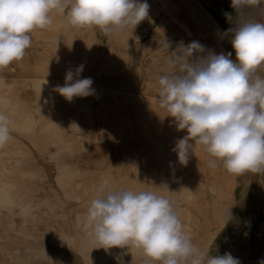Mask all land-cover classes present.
<instances>
[{
  "label": "bare ground",
  "instance_id": "obj_1",
  "mask_svg": "<svg viewBox=\"0 0 264 264\" xmlns=\"http://www.w3.org/2000/svg\"><path fill=\"white\" fill-rule=\"evenodd\" d=\"M225 1L232 3V0ZM139 2L144 3L145 0ZM146 2L149 5L148 15L139 23V28L133 29L129 26L118 33L113 31L104 34L112 44L111 50L114 56L109 58L110 63H115V66L121 69L127 62H131V65L127 66L134 69L130 75H141L143 82L149 85L155 84L154 89L158 92L159 78L174 71L168 63L169 57L174 55L171 52L178 51L181 45L186 46L193 41L202 44L205 52L194 53V57L207 55L209 51L216 54L219 52L215 43L210 41L211 34L207 33L205 27L195 26L196 13H202V10L198 7H193L191 10L185 7L184 3L190 5L189 0L184 3H180L179 0H146ZM206 7L203 8L206 9ZM253 14L258 20L264 22L262 19L264 4L254 10ZM52 17L53 23L50 27L44 30L37 29L32 33L35 38L34 43L39 47L38 60L30 64L26 56L23 57L25 61L22 65L31 67L38 78L34 79L32 84L22 87L18 82L12 85L7 84L4 76L0 74V111H4L12 122V132L28 138L32 148L41 155L43 160L53 162L58 171L57 185L64 193H70L72 179L79 174L78 165L69 163L65 160V156H79L83 150L94 155L93 163L103 168L101 179L108 178L114 183L117 176L110 170L115 165L110 161L111 153L109 154L99 145L98 138L95 137L92 141L93 135L96 134L104 138L108 136L114 144V149L120 150L126 157H129L130 151L134 149L131 140H142L144 148L148 150L146 154L156 158L157 165L162 166V173L196 169L195 162H192V166L188 168L187 165L181 164L178 158L170 159L169 154L162 149L163 144L160 138L162 132L153 124L150 125L148 121L155 118L156 109L160 117L169 118L161 120L163 127L164 123L169 126L175 120L160 107L159 102L154 101L153 97L145 101L143 106H135L131 111L120 99L122 89L108 88L106 93L113 98V103L105 109L99 106V109L94 111L84 97H74L71 100L74 101L72 105L71 101L56 91L57 86L65 84V75L69 70L75 73L81 65L85 69L94 64L90 53L98 50L101 41L96 35L95 26L86 29L74 27L68 23L67 14L53 12ZM210 30H214L212 26ZM167 43L169 49L166 46ZM3 69L0 68V71ZM81 77L82 73H79L78 78ZM108 83L117 84L115 81ZM14 117L19 119L14 120ZM96 124L99 126L95 130ZM185 131L188 133L187 129ZM16 135H11L9 142L0 148V237L5 236L1 233L14 230L17 217H20L23 223L38 222V217L34 215L35 206L32 204L34 190L39 186L36 179L43 177L41 175L43 167L35 161L30 154L31 151L29 152L25 143H22L19 137L16 138ZM94 141H97L96 146L93 144ZM196 145L200 144L196 143ZM51 146L55 148L54 152L47 153ZM201 172H203L202 169ZM236 178L232 218L225 227L222 223L220 232L216 231L211 235V242L219 237L212 245L211 254L223 255L228 252L227 249L220 251L222 248L218 245L231 237L232 242L238 243L237 250L241 252L242 237L249 235L250 232L249 245L245 250V255H248L250 260L255 258V241L252 231L256 212L264 205V191L259 184L258 173L248 172L236 175ZM178 180L179 176H176L173 181L154 172L153 175L146 176L144 183L134 190H153L167 197L173 202L180 218L190 221L192 214L184 204L193 205L198 194L195 192L192 181L187 183L183 191H177L174 185ZM121 186L131 188L126 184ZM199 196L202 194L200 193ZM183 224L190 231V225ZM81 250L84 258L92 264H108L121 260H126L127 264L135 260L152 262L138 248L130 249V246H124L105 250L103 247H98L91 235L82 241ZM37 251L40 257L50 258L48 251L43 249ZM33 256L32 251L27 248H24L19 256L1 249L0 264H31ZM69 264H73L72 259Z\"/></svg>",
  "mask_w": 264,
  "mask_h": 264
},
{
  "label": "clouds",
  "instance_id": "obj_2",
  "mask_svg": "<svg viewBox=\"0 0 264 264\" xmlns=\"http://www.w3.org/2000/svg\"><path fill=\"white\" fill-rule=\"evenodd\" d=\"M262 4L264 0H232L236 26L228 32L235 60L231 52L194 57L205 52L196 41L171 52L168 63L174 71L159 78L158 97L178 130L188 131L173 149L181 164H187L189 141L194 140L213 157L212 169L222 162L232 175L264 171V22L253 14ZM148 10L146 0H0V68L23 59L31 34L50 27L53 12L66 13L74 27L95 26L108 34L134 29ZM224 15L232 20L229 13ZM82 72L83 65L75 73L69 70L56 91L69 101L93 95V80L78 78ZM12 130L9 117L0 111V148L9 142ZM220 218L225 227L231 208ZM84 228L98 247L138 248L154 264H240L231 253L212 255L211 246L194 244L167 197L148 189L114 188L108 178L88 205Z\"/></svg>",
  "mask_w": 264,
  "mask_h": 264
},
{
  "label": "rangeland",
  "instance_id": "obj_3",
  "mask_svg": "<svg viewBox=\"0 0 264 264\" xmlns=\"http://www.w3.org/2000/svg\"><path fill=\"white\" fill-rule=\"evenodd\" d=\"M224 9V6H220L217 9L216 7H212L210 11L202 10V13H196L194 24L197 28L203 25L207 33L211 34L209 39L215 43L219 54L231 52V58L235 60V50L231 44L232 34L228 32V29L235 28L236 23L234 27L232 23H234L236 14ZM226 12L232 16L231 21L224 15ZM212 25L216 26L215 28L212 27L214 32L210 30ZM135 28H139V24ZM96 35L101 43L97 51L90 53L91 58L94 59V64L83 69L81 77L93 80L92 88L94 89V94L84 97L90 108L97 111L99 106L105 109L106 106L113 103V98L106 93L108 88L122 89L120 99L122 103L128 105L131 111L134 110L135 106H143L144 102L148 101L150 97H153L154 101L158 103V92L154 89L156 85L144 83L141 75H130L134 69L127 66H130L131 62H127L125 67H121V69L117 68L115 63H110L109 58L114 56L111 50L112 44L98 27H96ZM34 41L35 38L31 34V46L25 52L27 62L30 64L38 60L39 47L36 46ZM24 61L22 59L19 62H13L0 71L7 84L12 85L18 82L19 86L23 87L32 84V81L38 78L31 67L22 65ZM260 74L264 75V70H260ZM109 81H115L117 84H109ZM28 102L30 103V100ZM31 104L33 105V103ZM71 104L73 105L74 101H71ZM158 114V109H156L155 118L148 122L150 125L153 124L156 128H159L160 132H162V137H160L163 144L162 149L166 154H169V158H178L177 153L173 149L177 141L188 136V133H185V129L178 130L176 121L169 126L164 123L163 127L161 120L169 118H162ZM13 119L18 120L19 118L14 117ZM98 126L99 124H96L94 129L96 130ZM174 133L175 135H173ZM11 135L16 134L15 132H11ZM18 137L22 143H25L29 152L31 151L30 154L35 161L43 167L41 174L43 177L36 179L39 186L34 190V201L32 204L35 206L34 215L38 217V222L35 224H31L30 221L23 223L21 218L17 217L14 230L1 233V235L4 234L5 236L0 237V251L3 249L5 252L19 256L20 252L24 248H27L34 254L31 264H69L71 259L73 260V264H92L84 258L81 244L82 241L90 236L84 228V222L88 205L97 194L101 183V175L104 172L103 168L93 163L95 156L90 155L87 150L80 152L79 156H65V160L71 164L78 165L79 168V174L72 179L70 193L66 194L57 185L56 177L58 171L53 162L43 160L41 155L32 148L28 138L16 135V138ZM95 137L100 140L99 145L106 152L111 153L110 161L115 165L110 170L117 176L114 179V183H112L114 188H119L121 185L126 184L135 189L144 183L143 181L146 176H151L154 172L173 181L176 176H179V180L174 185V188L179 192L183 191L187 183L192 181L198 196L195 198L193 205L188 206V204H184L189 208L192 219L188 221L181 217V220L183 223L190 225L194 244L201 248L208 246L212 248V245L215 244L219 237L211 242V235L216 231L220 232L222 229L220 213L225 209L231 208L232 216L237 186L236 175L229 174L222 166V162H218L220 166L215 169L210 168L209 161L213 157L206 151L204 145L200 144L197 146L194 140L189 141L192 143L191 151L188 154L187 164L184 165L190 168L192 166L191 163L195 162L196 169L162 173V166L157 165L156 158L150 154H146L148 150L146 151L144 148L142 140H131L134 144V149L130 151V156L126 157L121 154L120 150L114 149V144L108 136L104 138L96 134L95 136L93 135L92 141ZM89 142L91 144V141ZM93 144L96 146L97 141H94ZM54 150L55 148L51 146L48 148L47 153H52ZM201 169L203 172H201ZM258 175L259 184L264 191V171L258 173ZM123 180L126 181L124 182ZM200 193L202 196H199ZM177 205L180 204L177 203ZM252 232L255 241V258L249 260L248 255H245V250L250 241V232L249 235L247 234L242 237L243 250L241 249V252L237 250L238 243L231 241L232 237L225 239L223 244L218 245V247L222 248L220 251L227 249L228 253L239 259L240 264H262L264 262V205L256 212L255 225ZM23 242L25 244H21ZM39 249L48 251L50 258L40 257L37 251ZM244 251L245 253H243ZM108 264H127V261H112ZM131 264H154V262L135 260Z\"/></svg>",
  "mask_w": 264,
  "mask_h": 264
},
{
  "label": "crops",
  "instance_id": "obj_4",
  "mask_svg": "<svg viewBox=\"0 0 264 264\" xmlns=\"http://www.w3.org/2000/svg\"><path fill=\"white\" fill-rule=\"evenodd\" d=\"M169 1H173V0H169ZM187 0H185L184 2H186ZM190 1V5H187V4H185L183 1H179L180 3H184V5H185V7H188V8H190V10L193 8V7H198L199 9H201V10H206V11H210V9L212 8V7H216V9L218 8V7H220V6H224L225 7V9L224 10H228V11H231V12H233L234 14H236L235 13V11H234V9L231 7V4L232 3H228L227 1H225V0H189ZM202 1V2H201ZM195 4V5H194ZM204 6H207L206 7V9L205 8H203ZM236 17V16H235ZM236 21V18H235V20H234V23H232L233 24V27H234V24L236 23L235 22ZM215 25V24H214ZM214 25H212V27H216V26H214ZM228 25H230V24H228ZM227 25V26H228ZM236 25V24H235ZM229 27V26H228ZM228 29V28H227Z\"/></svg>",
  "mask_w": 264,
  "mask_h": 264
}]
</instances>
